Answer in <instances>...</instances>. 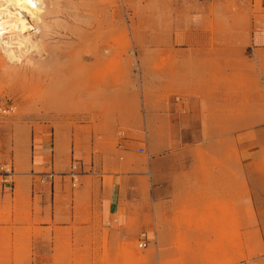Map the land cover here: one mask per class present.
Returning a JSON list of instances; mask_svg holds the SVG:
<instances>
[{
  "label": "rangeland",
  "instance_id": "obj_1",
  "mask_svg": "<svg viewBox=\"0 0 264 264\" xmlns=\"http://www.w3.org/2000/svg\"><path fill=\"white\" fill-rule=\"evenodd\" d=\"M42 1L28 31L41 51L11 62L0 43V167L14 173L0 264H31V238L51 243L38 224L53 176L40 218L31 173L59 181L73 160L91 175L82 199L67 176L68 196L88 200L96 178L116 209L99 242L59 243L57 264H264V48L251 45L264 0ZM162 152L171 187L152 199Z\"/></svg>",
  "mask_w": 264,
  "mask_h": 264
},
{
  "label": "crops",
  "instance_id": "obj_2",
  "mask_svg": "<svg viewBox=\"0 0 264 264\" xmlns=\"http://www.w3.org/2000/svg\"><path fill=\"white\" fill-rule=\"evenodd\" d=\"M251 45L252 47L264 48V20L261 19L255 23L252 32H251ZM197 114V108L190 106L188 111L184 113L183 120L184 122L193 123L196 118L189 115ZM40 146V144H39ZM44 147V146H43ZM38 149L36 151L37 162L40 164L43 159L47 157V150L45 148ZM174 160L173 155H170L168 152H162L161 154L153 155L150 161V168L152 169L153 176L152 182L157 183L162 186V189L159 186H152V199L155 197L156 193L163 192L166 187H171L172 180V171L167 166V162H171ZM169 165V163H168ZM94 173V172H93ZM89 174H78V178H81V185L79 188L80 198L84 196L86 192L85 183L87 182V176ZM27 174L21 175L23 178L22 181H26L28 178ZM31 176H37L40 179L37 181L31 180V196H39V202H36V206L39 207V217L44 218L47 210V194L48 187L50 189V181L49 179L53 176V201L51 202L50 209V222L43 221L38 224V226L42 228L53 227V230L50 232L51 243L48 245L42 244L43 238H31V257H33V262L31 264H42L44 258H48L51 256L53 252V264H57L55 262V257L57 256L56 246L59 243H63L68 239H73L74 237L83 238L85 234L91 233L94 236V240L99 242L101 229L104 226H107L110 223V215L115 211L116 206L114 203V197L111 193L107 200L104 201L102 197V188L101 181L99 179L93 178L92 183L88 187V200L85 201H74V195L71 193L68 196V189L66 183V177L70 175L64 174L59 175L61 179L56 181L55 175H46L43 173L35 174L31 173ZM0 177L1 173H0ZM182 178V177H180ZM70 183L72 185V181L69 178ZM166 181L169 185H165ZM49 183V186H48ZM10 184H4L0 180V205L3 202V198L6 195L5 190L11 189L13 190V186ZM11 187V188H10ZM86 189V190H85ZM111 232H115V229H112ZM14 241V240H13ZM53 243V244H52Z\"/></svg>",
  "mask_w": 264,
  "mask_h": 264
},
{
  "label": "bare ground",
  "instance_id": "obj_3",
  "mask_svg": "<svg viewBox=\"0 0 264 264\" xmlns=\"http://www.w3.org/2000/svg\"><path fill=\"white\" fill-rule=\"evenodd\" d=\"M42 6V0H0V43L3 55L11 62H19L30 49L41 51L28 31L36 26Z\"/></svg>",
  "mask_w": 264,
  "mask_h": 264
},
{
  "label": "built area",
  "instance_id": "obj_4",
  "mask_svg": "<svg viewBox=\"0 0 264 264\" xmlns=\"http://www.w3.org/2000/svg\"><path fill=\"white\" fill-rule=\"evenodd\" d=\"M76 160H73L70 163V171H69V175H70V179L72 181V185L74 186L75 183L77 182V177L79 174V170L77 168V162H75ZM0 173H1V182L4 184H10L12 183V176H13V171L11 170V167L8 166H1L0 167ZM146 239L142 238L141 241L139 242V247H145L146 246Z\"/></svg>",
  "mask_w": 264,
  "mask_h": 264
}]
</instances>
